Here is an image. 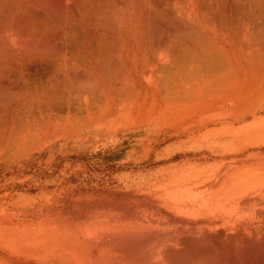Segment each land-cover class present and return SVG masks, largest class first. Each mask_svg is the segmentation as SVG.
<instances>
[{"label":"bare ground","instance_id":"6f19581e","mask_svg":"<svg viewBox=\"0 0 264 264\" xmlns=\"http://www.w3.org/2000/svg\"><path fill=\"white\" fill-rule=\"evenodd\" d=\"M125 144L128 194L1 178L0 264H264V0H0L3 175Z\"/></svg>","mask_w":264,"mask_h":264},{"label":"rangeland","instance_id":"374dc122","mask_svg":"<svg viewBox=\"0 0 264 264\" xmlns=\"http://www.w3.org/2000/svg\"><path fill=\"white\" fill-rule=\"evenodd\" d=\"M128 148V145L125 144L121 149L109 148L93 153L88 157L76 154L67 160L68 154L66 152L62 151L60 147H52L40 155L33 156L30 161L24 162L22 168L17 172L15 170L5 173L4 176V172L9 169L0 167V179L9 181L10 185L18 189L19 193L27 192L32 195L40 192L53 193L57 188V192L62 190L64 194L75 190L76 192L80 191L93 195L111 194L120 196L130 192L123 185L125 183L124 179L131 171V166L123 159ZM159 166V164L153 166L154 170L158 169ZM52 183L53 185L49 186ZM55 183H60V185H54ZM40 184H42V188L38 187ZM35 186L38 189H29L31 187L35 188Z\"/></svg>","mask_w":264,"mask_h":264}]
</instances>
